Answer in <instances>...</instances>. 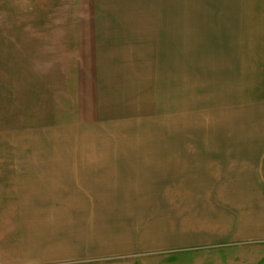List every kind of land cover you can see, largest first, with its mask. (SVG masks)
I'll return each instance as SVG.
<instances>
[{
  "label": "crops",
  "instance_id": "obj_1",
  "mask_svg": "<svg viewBox=\"0 0 264 264\" xmlns=\"http://www.w3.org/2000/svg\"><path fill=\"white\" fill-rule=\"evenodd\" d=\"M77 2L62 120L0 167V264L264 250V0Z\"/></svg>",
  "mask_w": 264,
  "mask_h": 264
},
{
  "label": "rangeland",
  "instance_id": "obj_2",
  "mask_svg": "<svg viewBox=\"0 0 264 264\" xmlns=\"http://www.w3.org/2000/svg\"><path fill=\"white\" fill-rule=\"evenodd\" d=\"M77 1L0 0V167H13L11 134L62 120V76L47 64L61 45L49 43L48 25L64 16L76 19ZM133 263L264 264V250L165 253Z\"/></svg>",
  "mask_w": 264,
  "mask_h": 264
}]
</instances>
